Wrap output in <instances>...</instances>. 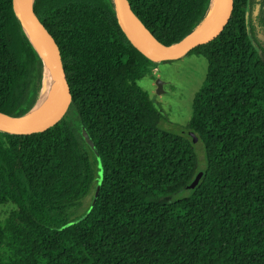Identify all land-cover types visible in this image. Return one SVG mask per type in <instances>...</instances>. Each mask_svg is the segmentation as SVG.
I'll return each instance as SVG.
<instances>
[{"label":"trees","instance_id":"obj_1","mask_svg":"<svg viewBox=\"0 0 264 264\" xmlns=\"http://www.w3.org/2000/svg\"><path fill=\"white\" fill-rule=\"evenodd\" d=\"M128 1L172 45L211 0ZM34 11L60 48L72 102L46 131H0V264H264V0H234L218 37L186 54L208 69L185 135L153 125L138 81L156 78L154 62L123 32L113 0H35ZM42 73L13 0H0V112L28 113ZM82 127L104 171L90 212L99 169ZM190 132L204 144L203 176L169 201L199 172Z\"/></svg>","mask_w":264,"mask_h":264},{"label":"water","instance_id":"obj_2","mask_svg":"<svg viewBox=\"0 0 264 264\" xmlns=\"http://www.w3.org/2000/svg\"><path fill=\"white\" fill-rule=\"evenodd\" d=\"M34 2L35 0H13V5L28 38L30 39L26 32L25 25H30L33 28L43 47L44 55L36 48L30 39L43 61V79L46 64L49 66V69L55 78L59 90L58 104L49 111L36 115H29L31 110L22 116H12L0 112V131L11 134L28 135L46 131L57 124L65 116L72 102V95L65 75L60 48L54 37L37 17L34 11ZM113 2L119 24L129 41L136 49L154 63L178 59L179 57L186 55L195 47L207 44L214 40L224 30L231 18L234 8V0H220L218 16L210 25L196 31L199 25L203 22V19L200 24L180 42L172 45H165L142 23L132 10L128 0H113ZM248 19L249 8L246 9V20L248 21ZM142 37L147 38L154 45V48L146 47ZM156 84L157 92L159 94L163 93V81L158 79ZM81 134L85 143L95 154L99 169L96 189L94 191L91 206L88 210L90 212L96 204L100 194L104 171L100 152L89 131L85 127H82ZM190 135L193 137L194 143L198 141V138L193 132H190ZM202 176L203 171H199L192 183L188 185V189H194L200 182Z\"/></svg>","mask_w":264,"mask_h":264},{"label":"rangeland","instance_id":"obj_3","mask_svg":"<svg viewBox=\"0 0 264 264\" xmlns=\"http://www.w3.org/2000/svg\"><path fill=\"white\" fill-rule=\"evenodd\" d=\"M258 8L254 11L255 21ZM258 37L264 45V30L258 26ZM156 78L145 77L138 84L145 90L158 113L155 127L175 135L184 134V127L192 115V103L197 91L201 88L207 74L208 61L202 56L183 55L170 62L154 63L152 66ZM43 79V73H42ZM163 81V93L157 92L156 81ZM42 80L39 83V97L43 89ZM38 97V99H39ZM185 135V134H184ZM197 154V169L203 170L206 166L204 144L201 141L193 142ZM191 189H183L167 196L165 199L175 201L189 196ZM164 200V201H166ZM9 207H1L0 215L3 218Z\"/></svg>","mask_w":264,"mask_h":264},{"label":"bare ground","instance_id":"obj_4","mask_svg":"<svg viewBox=\"0 0 264 264\" xmlns=\"http://www.w3.org/2000/svg\"><path fill=\"white\" fill-rule=\"evenodd\" d=\"M219 4H220V0H211L209 9H207L208 11L206 17L204 18L203 22L199 25L196 31L205 28L216 19L219 13ZM25 29L33 44L44 55L43 47L39 39L37 38L33 28L30 25H25ZM142 40L146 47L154 48V45L147 38L142 37ZM42 83L44 87L42 89L41 96L39 97V99H37L29 115H36L49 111L58 104L59 90L56 85L55 78L47 64H46L44 79Z\"/></svg>","mask_w":264,"mask_h":264}]
</instances>
